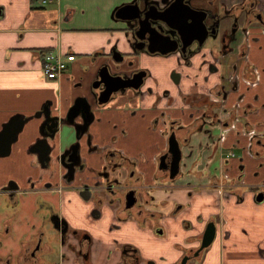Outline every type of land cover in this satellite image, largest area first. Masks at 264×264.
<instances>
[{
	"label": "flooded vegetation",
	"instance_id": "af4514ba",
	"mask_svg": "<svg viewBox=\"0 0 264 264\" xmlns=\"http://www.w3.org/2000/svg\"><path fill=\"white\" fill-rule=\"evenodd\" d=\"M149 1L156 2L158 9L186 18L166 22L179 31L178 50L171 53L150 51L155 48L152 44L147 45L145 39L150 26L123 19L126 27L121 30L122 36L131 52L124 54L115 44L112 46L115 58L100 57L99 51L93 54L89 62L94 63L96 59L101 62L89 89L90 98L82 97L84 102L76 98L67 110L73 113L74 108L82 109L88 123L84 136L78 141L75 138L74 144H81L79 158L75 156L73 144L64 154L68 169L56 164L49 170L46 164H38L36 172L32 173L35 179H9L1 187L11 189L2 193L9 211L0 224V264H95L92 260L95 239L81 227H74L66 214L69 206H73V199L82 202L93 198L96 205L113 207L120 220L133 218L140 227H144L145 222L150 223L154 232L166 236L162 221L168 216L176 217L184 209L182 203L174 201L171 210L166 211L171 202L165 190L167 187H172L170 193L183 190L179 183L183 175V149L190 146L193 135L205 132L213 136L216 123L217 130L225 133L243 116L245 94L240 91L241 83L254 87L259 77L256 69L253 81L244 79L238 71L241 62L249 63L251 29L259 28L264 34V2ZM204 16L207 17L202 22ZM127 39L132 42L131 47ZM157 56L174 65L162 82L149 68L142 67L144 63L153 64L151 60ZM110 62L114 64V72ZM223 65L228 67L227 74L221 73ZM107 66L111 74L131 78L132 87L115 92L106 103H100L97 93L101 86L93 88V85L96 86L103 73L101 69ZM203 68L210 74H219L217 82L200 95L196 93V79ZM207 79L203 77L204 81ZM184 80L188 82L189 93L182 90ZM173 87L176 95H173ZM232 93L235 97L229 108ZM47 108L52 112L51 104L43 106L42 111ZM220 116H223L221 120ZM94 126L100 129L101 144L93 143ZM220 133L217 137H221ZM137 137L151 141L145 148L137 147L130 142ZM170 140H176L181 151L178 174L173 178H170V171H174V158L169 152L173 153L172 149H175ZM121 142L125 147L120 146ZM127 143L138 151L128 154ZM145 150L155 151V155L148 158ZM92 155L96 156V167L88 166ZM70 163L74 165L70 167ZM150 163L155 170L151 180L147 181L144 170ZM242 177L241 173L239 178ZM159 193L164 197H158ZM25 197L31 198L29 207L22 200ZM31 206L35 208L29 212ZM91 214L98 218L101 213L94 209ZM175 247L182 249L183 246L176 244ZM199 247L200 244L197 249L184 252L175 264H180L181 259V264L184 259V264L192 261L198 256L195 253ZM118 249L117 264H139V252L135 247L124 244Z\"/></svg>",
	"mask_w": 264,
	"mask_h": 264
},
{
	"label": "crops",
	"instance_id": "0c3cea01",
	"mask_svg": "<svg viewBox=\"0 0 264 264\" xmlns=\"http://www.w3.org/2000/svg\"><path fill=\"white\" fill-rule=\"evenodd\" d=\"M34 1L0 0V132L14 115L26 119L9 155L0 158V190L9 179L36 178L32 173L39 163L29 148L41 138L45 118L37 113L42 107L51 104V116L63 117L76 98H90L89 89L101 62V59L89 62L94 53L102 49L107 53L115 44L120 52H131L121 31L126 24L114 16V10L130 0H51L38 5ZM251 37L249 63L241 62L238 73L253 81L256 69L259 80L254 87L241 83L245 112L227 132L221 134L216 123L215 129L212 126L213 136L197 133L191 137L190 146L183 149V175L179 183L186 188L167 193L171 203L166 211L171 210L174 201L182 203L184 209L176 217L168 216L162 221L171 245L183 247H177V256L169 250L170 256L166 255L160 264H175L178 256L197 249L208 223L216 227L213 242L186 264H264V199L256 201V195L264 193V34L259 28H253ZM47 51L74 55L72 61L66 62L59 79L49 80L41 74L42 56ZM151 61L154 63H144L142 67L149 68L162 82L174 65L167 64L160 56ZM109 64L114 72V64ZM220 70L223 74L229 71L225 65ZM198 74L196 93L203 95L217 82L219 73L210 74L203 68ZM204 76L208 77L207 81L203 80ZM172 90L176 95L174 87ZM182 90L191 92L187 80L182 83ZM92 131L93 143L101 144L98 126ZM219 133L221 137H217ZM149 141L150 138L144 137L130 140L142 148ZM49 142L54 147L53 154L65 152L75 142L74 128L61 124L55 139ZM126 148L131 155L138 151L129 143ZM144 153L148 158L155 155L150 150ZM91 159L88 166L96 167V156L92 155ZM154 170L153 163L146 166L147 181L151 180ZM157 196L164 197L160 193ZM153 233L156 232L153 230ZM149 237L155 240L152 233ZM139 244L133 242L132 246H138L145 258V250ZM118 246L113 264L119 262ZM159 254L165 253L161 251L152 258Z\"/></svg>",
	"mask_w": 264,
	"mask_h": 264
},
{
	"label": "water",
	"instance_id": "95a60500",
	"mask_svg": "<svg viewBox=\"0 0 264 264\" xmlns=\"http://www.w3.org/2000/svg\"><path fill=\"white\" fill-rule=\"evenodd\" d=\"M38 1V0H35ZM153 11V14L150 15V12ZM125 19L126 21H135L136 23L148 24L150 26V31L145 32L147 37L145 38L147 41V45L152 44L155 46L154 49L150 51H159L165 50V53H171L178 50L179 46L176 43L179 40V31L177 29H173L169 24H167L171 20H185L183 16L176 13H168L163 9H158L157 3L149 0H132L128 3L121 4L118 8L114 10V16ZM204 16L201 20L206 18ZM208 17H210L208 15ZM167 22V23H166ZM164 24L169 30H165L163 27ZM176 28V27H175ZM169 39L171 41H169ZM172 43V45L169 44ZM127 43L131 47L133 44L127 39ZM167 47L162 49L161 47ZM164 53V52H162ZM164 53V54H165ZM98 56H108L111 58H115V54L113 52V48H109L106 53L104 49L100 50ZM121 56V54H119ZM122 58V56H121ZM102 74L98 81H96V86L93 85V88H98L101 86L100 91L97 93L98 100L100 103H106L111 95L115 92L129 89L132 87L130 85L131 78L115 76L109 72V68L103 67ZM78 101L84 102L85 98L79 97ZM42 111V110H41ZM37 113V115L44 116V122L41 126V138L37 140L32 146L29 148V152L37 157L38 163L41 165L46 164V168L50 170L52 167L54 168L56 164L61 166L63 169H68V164H64V154L60 153L57 156H53L52 152L54 151V147L50 144V140H52L59 129L61 124H68L74 128L75 138L76 140H80L86 131V127L88 123L84 118V113L80 108H74L73 113H69V111L63 116L60 117L59 114L56 116H51V111L49 108L43 110L42 112ZM92 114V113H91ZM26 119L22 115H14L4 126L0 132V158L7 157L11 150V145L17 140V134L22 129L24 122ZM89 140L86 142L88 148L90 147ZM172 147L175 149L172 152H169L171 156L174 158V171L171 169L170 178H173L178 174V165L181 159V151L178 146L176 140H170ZM80 143L76 142L73 146L75 147V156L79 158V148ZM178 146V147H177ZM72 148V147H71ZM52 153V154H51ZM70 160V159H69ZM68 160V161H69ZM73 163H70L69 166H73ZM11 188H5L4 190L1 188V194L4 191L10 190ZM264 199V193L260 192L256 195V201L260 202ZM216 234V227L214 223H208L201 238V243L199 249L196 251L195 255H198L200 251L209 247L213 242ZM186 259L183 260L182 264H184Z\"/></svg>",
	"mask_w": 264,
	"mask_h": 264
},
{
	"label": "rangeland",
	"instance_id": "374dc122",
	"mask_svg": "<svg viewBox=\"0 0 264 264\" xmlns=\"http://www.w3.org/2000/svg\"><path fill=\"white\" fill-rule=\"evenodd\" d=\"M34 4L38 5L42 4V2L38 0L34 1ZM236 155L238 156L239 154L236 153ZM185 188L186 187H184L183 190ZM165 190L168 192L172 191V187H167ZM170 194L172 193H169V195ZM22 200L25 201L27 207L30 206L31 198L25 197L22 198ZM72 201L73 206H69V209L66 210V214L72 221L74 227H81L88 235L93 236L95 239V244L92 247V260L96 264H113L114 255L116 256L117 254V246L119 245L118 247L121 248L124 244L133 245V242L140 243L139 245L145 250L144 258L138 246H133L139 252V264H160L162 263V259H166V255L170 256L169 250L173 252L172 254L178 255L179 249L172 246L171 241L167 239L166 236H161L157 234V232L155 235L150 223L145 222L144 227H140L138 221H135L133 218L125 221L120 220L113 207L107 205L103 206L102 204L96 205V201L93 200V198L89 201L82 200V202H78L74 199ZM34 208L35 206H31L28 208V211L31 212ZM94 209H97L101 213L98 218H94L91 214ZM8 211L5 200L3 196L0 195V224ZM151 233L154 235L155 240H151L149 237ZM107 248H112V251H108ZM161 251L165 254H159L161 256L152 258ZM179 258L180 256H178L177 260Z\"/></svg>",
	"mask_w": 264,
	"mask_h": 264
},
{
	"label": "built area",
	"instance_id": "2783aa9c",
	"mask_svg": "<svg viewBox=\"0 0 264 264\" xmlns=\"http://www.w3.org/2000/svg\"><path fill=\"white\" fill-rule=\"evenodd\" d=\"M41 2L47 4L51 0H41ZM73 59L74 55L69 52L66 54L53 51L45 52L42 56V76L49 80L59 79L66 69V62L72 61Z\"/></svg>",
	"mask_w": 264,
	"mask_h": 264
}]
</instances>
